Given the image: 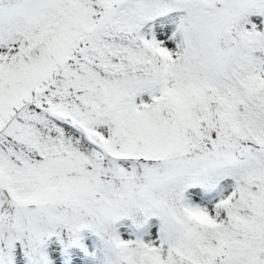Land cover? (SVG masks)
<instances>
[{
    "label": "rangeland",
    "instance_id": "rangeland-1",
    "mask_svg": "<svg viewBox=\"0 0 264 264\" xmlns=\"http://www.w3.org/2000/svg\"><path fill=\"white\" fill-rule=\"evenodd\" d=\"M257 1L123 0L124 13L134 21L164 7L189 9L180 21L164 27L154 46L162 52V40L169 50L183 48L180 85L200 87L199 92L193 88L190 100H182L175 113L158 105L137 116L127 99L151 80L137 73L140 58L129 42H122L128 72L110 77V87L102 72L91 73L82 63L96 44L113 40L108 34L115 26L105 9L111 0H0V25L17 18L29 23L31 14L50 9L67 15L52 40L29 48L0 69V226L17 236L33 218L47 231L54 223L90 225L155 212L167 221L169 264H185L176 245H185L194 232L179 224L171 211L176 187L220 168L241 169L264 154V139L240 134L228 116L233 107L226 113L225 101H216L219 87L229 82L264 113L258 90L242 82L234 69L251 44L234 21ZM182 30L190 37L187 42ZM207 104L211 108L205 115ZM57 110L105 122L109 141L99 149L77 142L70 150H58L43 133L44 148L24 143L25 124L37 121L44 131ZM113 155L124 156L123 164L113 163L108 157ZM218 250L216 258H224L226 250ZM142 252V244L131 238L119 248L118 264H136Z\"/></svg>",
    "mask_w": 264,
    "mask_h": 264
},
{
    "label": "trees",
    "instance_id": "trees-1",
    "mask_svg": "<svg viewBox=\"0 0 264 264\" xmlns=\"http://www.w3.org/2000/svg\"><path fill=\"white\" fill-rule=\"evenodd\" d=\"M125 7L123 0H111L105 7L115 26L108 34L113 40L96 44L89 57L82 58V63L91 73L102 72L106 79L104 84L110 87V77L128 72L124 62L126 48L122 42H129L140 58L137 73L151 80L150 85L136 88L127 99L130 112L142 116L160 105L175 113L182 100H190L193 88L199 92L200 87L198 84L180 85V73L186 61L184 49L169 50L160 40V52L154 46V39L168 23L178 22L186 16L189 9L164 7L134 21L131 14L124 13ZM30 17L32 22L29 23L24 18H17L12 24L0 25V69L19 60L29 48L52 40L55 31L67 19L65 13L56 9ZM234 22L245 40L251 42L237 59L234 69L239 79L257 89L264 100V3L258 0ZM182 35L184 42L190 39L184 30ZM229 84L225 82L219 87L216 101H225L226 113L229 106L233 107L228 116L240 134L264 139L262 109ZM207 105L208 109L202 105L205 115L211 108ZM38 123L25 124L24 143L33 148H44L40 142L43 133L54 140L58 150H70L77 142L99 149L110 138L105 122L87 121L66 110H57L44 124V131L39 129ZM108 157L113 163L123 164L122 155ZM183 185L176 187L169 203L176 221L190 226L194 232L185 245H176L185 264H264L263 153L241 169L220 168ZM29 222L31 225L23 226L24 230L17 236L10 234L8 226H0V264H118L119 248H125L131 238L143 246L142 256L136 264L170 263L172 249L170 238H166L167 221L155 212H136L130 217L90 225L54 223L47 231L43 230L39 220L33 218ZM218 246L226 250L224 258H216L220 255ZM122 254L126 255V252Z\"/></svg>",
    "mask_w": 264,
    "mask_h": 264
}]
</instances>
